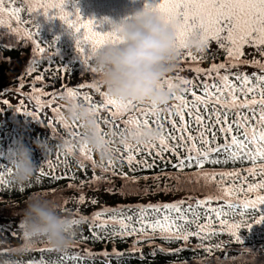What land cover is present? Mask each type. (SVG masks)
Here are the masks:
<instances>
[{
	"label": "snow or ice",
	"instance_id": "obj_1",
	"mask_svg": "<svg viewBox=\"0 0 264 264\" xmlns=\"http://www.w3.org/2000/svg\"><path fill=\"white\" fill-rule=\"evenodd\" d=\"M70 2L72 3L71 9L69 8ZM17 4L20 6H15ZM145 7L146 10L160 15L166 23L173 20L179 21L176 46L180 50L188 49L189 39L198 32L202 44L207 45L210 41L217 42L218 47L225 52V61L219 64L213 63L209 69L194 67L193 70L197 77L203 74L206 77L205 81L197 83L184 77L175 78V80H179L180 84L187 86L186 91L192 99L189 100L186 96L173 97L178 103L168 109L170 116L165 118L172 126L171 131L167 135L161 134L157 138L158 145L153 142L143 145L122 143L123 152L126 155L121 157V166L126 164L131 172H135L138 168H152L155 167V159L163 161L164 153H171L177 157V162L173 163L172 167L177 170V173L182 174L183 178L177 174H165L168 179L175 182V186L167 187L163 191L179 192L184 190L181 187L183 184H200L203 181L201 188L208 189L210 194L204 199H197L195 203L180 200L157 205H139L135 209H127V211L133 212V215H125V209H106L91 217L74 219L73 224L77 226L82 222H88L93 240L137 235L138 243L140 239H148L159 234L165 240L187 242L192 236L204 240L227 232L234 238L236 244H244L240 234L242 223L237 219L242 216V210H255L257 207L260 209L259 218L255 219L253 223H244L243 225L249 232L255 225L264 224V63L256 59L251 61L241 59L245 46L256 48L264 57V0H145ZM23 11L28 12L29 23L33 25L35 31L20 27V13ZM40 14L48 18H58L67 25L75 37L76 52L85 66L86 72L91 73L94 78H98L100 75L93 63L95 53L107 44L119 45L123 43L122 38L115 31L97 30L98 22L94 18L85 21L80 8L73 0H0V29L5 26L4 18L7 16L8 30L16 39H27L33 47V59L26 69V74L37 71V65L41 61L46 63L60 56V49L56 46L59 37L51 42H46L40 37V25L35 22L36 16ZM107 22L111 24L110 20ZM13 23L17 25L15 28L12 27ZM189 57L191 61L198 59L190 51H186L183 59ZM248 64L258 68L259 74L232 72V68ZM43 79L42 74L35 77L36 81H43ZM209 80L211 83L208 82ZM177 85L173 78H165L161 87L173 89ZM79 87L93 88L99 93L101 101L97 104L91 103L92 98L89 95H85L83 99L89 103L96 114L101 110H108L109 117L104 120L106 124L122 122L124 125L120 130L122 138L125 133L133 130L152 128L148 119L150 116L154 117L153 123L156 127L162 128L161 118L157 115L159 111H162L160 107L150 105L147 110L140 109L138 115L126 117V111L134 106L132 102L124 103L110 97L107 92L101 91L95 83L81 84ZM197 91L200 94H197ZM64 93L71 98H76L78 95L77 90L73 88H67L61 94ZM45 95H51L52 99L44 103L37 101L41 108L51 107L57 98L55 93ZM4 103L8 102L4 101ZM52 111L56 120L54 124L49 125L51 134H56L55 123H59L73 136L79 135L78 132L71 131L75 125H70L67 122L59 106L53 108ZM26 115L31 116L32 113H26ZM173 115L178 118V121L171 118ZM220 140H223V143H219ZM108 142L110 143V141ZM61 149L67 155L73 156L81 168L84 167V161L90 162L92 171L95 173L96 162L87 145L76 147L67 140L58 146L55 153L49 151L45 155L44 163L50 162L52 156L59 158ZM180 150L185 153L183 157L180 156ZM115 151L120 152L121 150L116 149ZM141 153L147 157H153V163H148L144 156L137 160V156ZM245 161L251 162V166L242 170L243 175L241 170L236 169L210 172L203 170L206 163L226 165L230 162L235 164ZM108 165V168L101 167V175H93L88 183L98 184L104 180L105 174L119 175L125 181L122 194H149L147 189L141 192L135 187L138 183L136 177H129L122 171V168L117 173L112 161H109ZM193 167L197 169L196 172H184L185 168ZM38 169L37 180L39 181L40 176H46L48 173L44 172L43 164ZM11 174L12 168L8 160L0 161V186L12 183L6 179ZM249 177L253 178L252 182L249 181ZM257 177L259 179H256ZM69 178L75 179V175L73 174ZM52 179L55 180L58 177H52ZM144 179H148V177H144ZM153 179L158 181L159 176L153 177ZM130 184L132 187L129 190ZM213 184L215 185L214 189L211 187ZM68 187L72 188L74 185L69 184ZM20 190L23 191V188ZM109 191L112 190L109 189ZM212 192H215V195L211 194ZM221 201L223 203H220ZM68 202V199H64L59 206L65 209ZM84 202L85 196L81 194L76 199V203L79 205ZM90 202L97 203L95 199ZM214 202L216 206H213ZM108 213L112 215L107 219H101ZM227 215L233 216L231 222L221 218ZM213 216L218 222V227L215 228L212 226ZM201 218L204 219V223H200ZM190 226H194L196 231H191ZM22 227L21 222L15 226L20 230ZM109 227L112 229L111 232L107 231ZM98 230H104L105 235L101 236ZM12 234L15 236L16 232L12 231ZM84 239L85 237L82 235L81 241ZM81 241H77V245ZM222 245L223 242L215 246L200 245L199 247L209 254L210 264H228L230 257L227 252L230 245L223 249ZM213 247L224 250L225 256L215 258L213 261L211 255ZM27 250H35L43 254L54 249L47 246L44 248L29 246ZM159 250L164 251L163 249ZM12 251L23 252L25 249L17 248ZM132 251H136L135 244ZM238 251H248V249H239ZM126 254L115 249L111 254L107 251L102 253L105 257L111 256L117 259L123 258ZM62 255L66 258L69 256L67 252ZM91 255L90 252L83 256L73 254V258L79 261ZM12 264H25V262L15 261ZM28 264H34V262L30 261ZM39 264H44V262L40 261Z\"/></svg>",
	"mask_w": 264,
	"mask_h": 264
},
{
	"label": "trees",
	"instance_id": "obj_2",
	"mask_svg": "<svg viewBox=\"0 0 264 264\" xmlns=\"http://www.w3.org/2000/svg\"><path fill=\"white\" fill-rule=\"evenodd\" d=\"M140 5L137 9L142 8L143 0H140ZM73 2L78 6L77 0ZM84 5V4H83ZM20 6V5H15ZM87 9L81 11V15L84 20L94 18L98 22L99 31L111 30V24L108 23V14L117 12L118 15L124 17L119 7L113 8V0H92L89 5H86ZM79 7V6H78ZM134 8H131V12ZM110 17V16H109ZM44 15H37L35 22L40 25V37L46 42H51L55 38L59 37L58 44L56 45L60 49V56H57L54 60L48 62L41 61L37 65V71L26 74V69L31 63L34 55V50L31 43L27 40L16 39L15 36L8 30L7 23L8 18L5 16V26L0 29V161H7V152L16 145L17 141H22L24 145L32 150V160L37 166L36 172L32 178L23 185H18L12 180L13 173L6 177L11 184H5L0 186V264H12L15 261H23L25 264L32 261L34 264H39L43 261L44 264H210L209 254L206 253L200 245L215 246L216 244L223 242L222 249L230 248L227 255L230 257L228 264H264V224L255 225L249 232L243 226L244 223H253V221L259 218L260 209L257 207L255 210L247 209L242 210V216L237 217L242 223L240 228V234L244 240V244H236L234 238L227 232L221 233L215 237L200 240L195 236L189 238L187 242L183 240H165L159 234L151 236L148 239H140L137 243L138 236H113L111 238H105L100 240H93L92 233L89 228L88 222H82L76 226V235L74 242L70 247L64 250H57L45 241H40L34 244L36 248H44L45 246L54 249L50 252H44L43 254L35 250H26L23 252H15L13 249L20 248L23 244L22 232L20 229L15 228L23 217V210L26 207V201L33 195L39 194L45 199H49L61 205L64 199H68L69 202L65 206V212L71 214L74 219H81L82 217H91L97 212H103L106 209H125V215H133V212L127 211V209H135L139 205H157L162 203H172L180 200H188L191 203H195L197 199H204L210 194L206 188H201L203 181L200 184H183L181 187L184 189L179 192H166L163 189L167 187H174L175 182L168 179L165 174H177V170L172 167L173 163L177 162V157L171 153H164V160L155 159L153 157H147L141 153L137 156V160L144 156L148 160V163L155 162V167L152 168H138L135 172H131L126 164L121 166V157L126 155L123 152V139L120 135V130L124 127L122 122L117 121L115 124H106L105 118L109 117L108 110H101L96 114V118L99 123L101 133L105 136L107 141H110L109 147L113 152V158L108 161L101 162L97 153L92 151L91 154L96 162V171L93 173L92 164L88 161H84V167L78 166L77 160L70 155H67L61 149V155L59 158L52 156L50 162H45V155L40 148L36 146L37 140H46L49 145L50 151L55 153L58 150L64 140L69 141L72 145L79 147V136L83 133L82 127L79 123L67 122L70 125H75L71 131L78 132L79 135L73 136L69 130H66L61 124L55 123V135L51 134L49 129L50 124H54L56 117L52 111L53 108L59 106L60 111L65 117L67 108V102L65 97L66 93L61 94L63 90L67 88L76 89L78 95L76 98H72L78 104L89 105L83 97L85 95L91 96L92 104H97L101 101V97L95 89L89 87L80 88L81 84L95 83L99 86L101 91L106 92L100 75L98 78H94L91 73H87L85 66L83 65L75 48V37L72 35L71 30L67 34H59L54 28L50 29L47 25L42 23ZM30 17L27 11L20 13V27L27 28L30 31H35L33 25L29 23ZM57 20V21H56ZM55 24L59 19L56 18ZM62 23V22H61ZM17 25L12 24L15 28ZM211 44L212 46H209ZM53 46V47H56ZM190 51L198 59L191 61V58L183 59L185 52ZM244 55L241 59L244 60H259L264 63V57L261 56L260 51L256 48L245 46L243 49ZM225 61V52L218 47L217 42L210 41L202 50H195L188 47L186 50H181V56L177 62V66L172 73L166 78H173L175 83L179 84L183 89L177 96H186L191 100V95L186 91L187 86L180 84L179 80H175L176 77H184L196 81L197 83L205 81L206 77L201 74L197 77L194 67L198 66L202 69H209L213 63L219 64ZM94 63V62H93ZM67 65V68H65ZM223 72V70H221ZM240 71L251 75L252 73L259 74L260 70L250 64L241 65L239 68H232V72ZM42 74L43 81H36L35 77ZM215 75V74H213ZM211 83V81H208ZM34 85V87H33ZM57 94L55 103L51 107L41 108L37 101L44 103L52 99L51 95L45 94ZM197 94H200L197 91ZM14 100L18 103V108L15 110L7 108L6 100ZM178 101L172 99L169 104L161 106L157 115L161 118L162 128L161 134L167 135L171 131V124L167 122L166 117L170 116L168 111L173 104ZM149 104H134L130 107L125 116L138 115L140 109L147 110ZM18 110V111H17ZM26 113H32L31 116ZM172 119H177L174 115ZM149 123L152 128H157L153 123L154 117H148ZM187 119V115H186ZM118 125V126H117ZM191 130V129H190ZM107 133V135H105ZM160 134V135H161ZM195 134V133H193ZM127 133L124 134L126 136ZM123 136V137H124ZM63 138V139H61ZM158 145V139L152 141ZM172 143V141H169ZM219 143H223L220 140ZM131 144V143H128ZM136 145V144H132ZM120 149V152L115 151ZM185 153L180 150V156L183 157ZM112 161L116 167L117 173L122 168L124 173H127L129 177H136L138 183L135 187L139 191L147 189V195L136 194H122L124 191L125 181L120 178L119 175L111 176L105 174L104 180L98 184H89L93 175H101V167L108 168V162ZM170 161V162H169ZM43 164L44 172L48 173L46 176H40L39 181L38 167ZM251 166V162L245 161L244 163L236 162L228 164H205L204 171H222V170H241ZM135 167V165H134ZM197 169L195 167L189 169L185 168V173H194ZM75 175V179H70L71 175ZM159 176V180H154L153 177ZM52 177H58L53 180ZM63 177V178H59ZM148 177V179H144ZM219 179V177H217ZM256 179H259L257 177ZM249 181L252 182L253 178L249 177ZM83 182V185H81ZM238 182V181H237ZM72 184L74 187L69 188L68 185ZM132 185L130 184L129 190ZM213 189L215 185L211 186ZM23 188V191L20 189ZM55 189V191H52ZM111 189L112 191H109ZM83 194L85 196V202L83 204H77L76 199ZM211 194L215 195V192ZM251 195V194H250ZM191 198V200H189ZM95 199L97 203L93 204L90 201ZM220 203H223L221 201ZM213 206H216L215 202ZM112 215L108 213L101 219H107ZM228 221L233 220L232 215L221 217ZM204 219L201 218L200 223H204ZM214 228L218 227L216 217L213 216ZM191 231H196L194 226H190ZM12 231L16 232L14 236ZM101 236L105 235L104 230H98ZM108 232L112 229L109 227ZM85 237L81 241V236ZM77 241H81L77 245ZM136 246V251L133 252V245ZM247 248L248 251H238L239 249ZM117 250L121 253H127L123 258H113L111 256L105 257L102 255L105 251L109 254L113 250ZM163 249L164 251H160ZM183 249V250H180ZM195 249V250H194ZM218 250L213 247L212 259L222 258L225 256L224 250ZM179 250V251H177ZM67 252L69 256L66 258L62 254ZM92 255L88 258L77 261L73 258V254H80L83 256L86 253ZM156 254L153 255L152 253Z\"/></svg>",
	"mask_w": 264,
	"mask_h": 264
},
{
	"label": "clouds",
	"instance_id": "obj_3",
	"mask_svg": "<svg viewBox=\"0 0 264 264\" xmlns=\"http://www.w3.org/2000/svg\"><path fill=\"white\" fill-rule=\"evenodd\" d=\"M110 21L111 30L122 38L123 43L107 44L93 58L107 94L124 103L166 107L174 96L183 91L179 84L173 89L161 87L181 56V50L176 46L179 21L166 23L160 15L146 10L145 4L119 22ZM188 47L197 51L205 47L198 32L192 35ZM65 100V119L78 122L83 129L79 143L97 153L101 162L111 160L113 152L101 133L95 110L89 105L76 103L69 96ZM160 134L158 128L133 130L123 137L121 143L143 145L156 140ZM35 143L44 153L50 151L46 140ZM6 159L12 168V180L18 185L28 182L37 170L32 160V150L22 141H17L7 152ZM73 220L71 214L53 201L39 194L33 195L26 201L23 210V244L20 248L26 251L40 241L49 243L57 250L70 247L76 235Z\"/></svg>",
	"mask_w": 264,
	"mask_h": 264
},
{
	"label": "rangeland",
	"instance_id": "obj_4",
	"mask_svg": "<svg viewBox=\"0 0 264 264\" xmlns=\"http://www.w3.org/2000/svg\"><path fill=\"white\" fill-rule=\"evenodd\" d=\"M91 1L92 0H77V4H78L80 10L83 11L81 8L86 10L87 9L86 5H89V3ZM140 2H141L140 0H135V2H133V0H113V8L114 7H119V9L122 11V13H123V15L125 17L131 12V8L137 9L139 7V5H140ZM144 4H145V0H143V2H142V8L144 7ZM71 6H72V3L70 2V4H69V8L70 9H71ZM124 17H121L120 15H118L117 12L114 13L113 10H112L111 13L108 14V18H109L108 20L117 21V22H119ZM55 19L56 18H48V17L44 16V18H42L41 21H42V23L47 25L48 28H50V29L54 28L56 30V32L59 33V34L60 33L61 34L69 33V29H68L67 25L63 24V22L61 20H59L58 23L55 24L57 20L55 22H52ZM209 46H212V45L209 44ZM6 101L9 102V104H13L14 105V107L7 105L6 106L7 108L12 109V110H15V109L18 108V103H16L14 100L9 99V100H6Z\"/></svg>",
	"mask_w": 264,
	"mask_h": 264
},
{
	"label": "water",
	"instance_id": "obj_5",
	"mask_svg": "<svg viewBox=\"0 0 264 264\" xmlns=\"http://www.w3.org/2000/svg\"><path fill=\"white\" fill-rule=\"evenodd\" d=\"M7 105H8V106H12V107H14V105H13V104H9V102L7 103Z\"/></svg>",
	"mask_w": 264,
	"mask_h": 264
}]
</instances>
